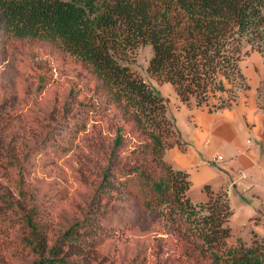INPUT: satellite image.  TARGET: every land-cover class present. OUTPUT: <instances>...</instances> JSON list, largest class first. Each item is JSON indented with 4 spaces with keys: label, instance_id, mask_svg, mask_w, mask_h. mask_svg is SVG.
<instances>
[{
    "label": "trees",
    "instance_id": "trees-1",
    "mask_svg": "<svg viewBox=\"0 0 264 264\" xmlns=\"http://www.w3.org/2000/svg\"><path fill=\"white\" fill-rule=\"evenodd\" d=\"M1 37L49 42L72 56L95 85L92 97L70 109L69 131L83 132L108 115L114 135L106 142L99 134L94 143L105 166L86 212L52 240L45 211L25 200L26 192L13 198L0 191V228L18 235L14 249L31 264H97L102 243L159 209L177 222L175 236L187 255L209 264H264V239L227 248L233 210L224 188L205 185L202 203L187 198L188 173L163 160L167 149L185 147L165 99L116 60L150 46L148 73L170 84L182 103L228 109L249 89L241 59L254 50L264 55V0H0ZM51 132L38 148L43 157L45 145L57 155L68 148ZM24 167L21 161L19 171Z\"/></svg>",
    "mask_w": 264,
    "mask_h": 264
},
{
    "label": "rangeland",
    "instance_id": "rangeland-1",
    "mask_svg": "<svg viewBox=\"0 0 264 264\" xmlns=\"http://www.w3.org/2000/svg\"><path fill=\"white\" fill-rule=\"evenodd\" d=\"M151 56L150 46L139 45L116 60L135 70L167 105L174 90L150 76ZM94 85V77L58 46L0 38V153L14 158L12 164L1 163L0 158V191L13 198L19 190L26 192L25 200L45 211L50 240L83 217L105 166L94 143L99 134L106 142L114 136L108 130V115L91 120L83 132L69 131L70 109L79 100L92 97ZM50 132V139L64 140L68 148L57 155L45 145L43 157L38 148L47 142ZM21 161L25 167L19 171ZM164 213L159 209L147 214L138 224L102 243L97 248V264H209L197 253L182 251L175 236L177 222ZM228 224V249L240 244L250 247L255 238L264 239V217H230ZM17 237L0 228V264L32 263L30 256L14 249Z\"/></svg>",
    "mask_w": 264,
    "mask_h": 264
},
{
    "label": "crops",
    "instance_id": "crops-1",
    "mask_svg": "<svg viewBox=\"0 0 264 264\" xmlns=\"http://www.w3.org/2000/svg\"><path fill=\"white\" fill-rule=\"evenodd\" d=\"M239 64L249 89L228 109L188 106L172 93L167 116L185 147L167 149L163 160L188 173L193 204L207 199L208 185L226 190L230 217H264V55L250 51Z\"/></svg>",
    "mask_w": 264,
    "mask_h": 264
},
{
    "label": "built area",
    "instance_id": "built-area-1",
    "mask_svg": "<svg viewBox=\"0 0 264 264\" xmlns=\"http://www.w3.org/2000/svg\"><path fill=\"white\" fill-rule=\"evenodd\" d=\"M216 160H221V157H217V159Z\"/></svg>",
    "mask_w": 264,
    "mask_h": 264
}]
</instances>
